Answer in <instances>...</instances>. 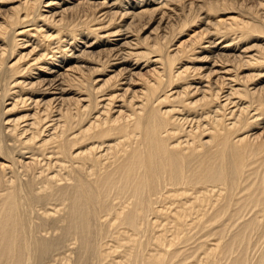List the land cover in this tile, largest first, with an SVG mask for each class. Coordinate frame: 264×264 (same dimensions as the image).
I'll return each instance as SVG.
<instances>
[{
  "label": "bare ground",
  "instance_id": "obj_1",
  "mask_svg": "<svg viewBox=\"0 0 264 264\" xmlns=\"http://www.w3.org/2000/svg\"><path fill=\"white\" fill-rule=\"evenodd\" d=\"M0 264H264V0H0Z\"/></svg>",
  "mask_w": 264,
  "mask_h": 264
}]
</instances>
